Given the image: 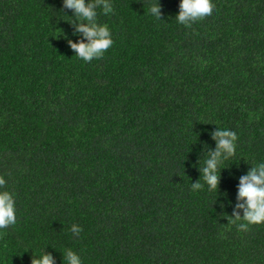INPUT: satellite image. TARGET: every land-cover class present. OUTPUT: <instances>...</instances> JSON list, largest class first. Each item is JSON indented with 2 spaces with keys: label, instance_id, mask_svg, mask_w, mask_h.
<instances>
[{
  "label": "trees",
  "instance_id": "16d2710c",
  "mask_svg": "<svg viewBox=\"0 0 264 264\" xmlns=\"http://www.w3.org/2000/svg\"><path fill=\"white\" fill-rule=\"evenodd\" d=\"M111 2L97 22L113 44L85 63L63 0H0V176L17 208L0 264H64L69 248L83 264H264V224L230 222L264 162V0H211L190 29L180 0H159L161 19L157 0ZM218 127L236 153L218 192L193 191Z\"/></svg>",
  "mask_w": 264,
  "mask_h": 264
},
{
  "label": "clouds",
  "instance_id": "9594fccd",
  "mask_svg": "<svg viewBox=\"0 0 264 264\" xmlns=\"http://www.w3.org/2000/svg\"><path fill=\"white\" fill-rule=\"evenodd\" d=\"M63 6L72 10L78 23L75 24L77 33L82 34V39L77 42L68 40L69 47L74 51L76 57L85 63L93 59H100L104 53L112 46L113 39L110 28L106 24L97 22L98 9L104 15L113 12L111 0H63ZM149 14L161 19V6L159 0L150 5ZM215 12L211 0H180L179 12L175 17L177 23L184 28L190 29L193 25L210 19ZM71 23V22H69ZM216 142V148L204 159L201 167L203 184L201 180L192 183L193 191L201 190L205 185L208 191H219L221 181V166L232 158L236 153L237 134L223 127L212 133ZM7 181L0 176V230L13 226L17 222L16 198L14 193L4 189ZM237 200L239 203L234 211L233 219L237 230L247 231L251 225L264 224V162H259L242 176L239 180ZM71 233L79 236L82 228L78 224H73ZM64 264H83L81 256L72 249H65ZM31 264H55V258L51 253L43 251L42 254L33 253Z\"/></svg>",
  "mask_w": 264,
  "mask_h": 264
}]
</instances>
